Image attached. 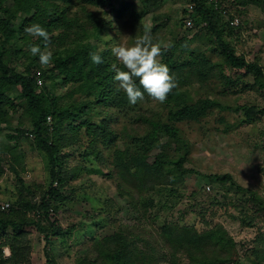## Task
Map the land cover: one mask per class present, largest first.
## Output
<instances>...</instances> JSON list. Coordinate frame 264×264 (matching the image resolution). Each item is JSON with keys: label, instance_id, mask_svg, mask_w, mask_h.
Here are the masks:
<instances>
[{"label": "trees", "instance_id": "16d2710c", "mask_svg": "<svg viewBox=\"0 0 264 264\" xmlns=\"http://www.w3.org/2000/svg\"><path fill=\"white\" fill-rule=\"evenodd\" d=\"M19 1L22 8L36 10L29 18L17 27L6 16L14 10L11 8ZM87 3L97 0H84ZM101 5H109L114 12L121 15L132 14L129 10L131 2L119 0H99ZM158 0H144L143 4L150 11ZM193 11L188 12V6L183 12V23L186 25V17H193V27L201 21L207 23L208 30L212 32L221 47V53L225 62L237 69H245L253 73L257 82H264V67L258 62H249L244 56L238 55L235 50L222 38V30L215 22L216 10L208 0H190ZM124 2V3H123ZM231 4L255 5L264 10V0H231ZM70 6H61L48 0H0V131L1 124L13 112H21L22 116L31 120L32 148L43 154L49 167L50 183L38 194L29 186L23 189L16 203H10L7 210L0 209V264H27L32 257L31 232L37 231L44 243L43 251L49 252V248L55 246V239L70 232L54 217L62 205L69 199L66 193L68 181L78 174L86 171L89 173H101L117 179L119 187L123 189L131 185L134 178L139 186L142 202L146 205L152 204V200H143V191L147 185L156 184L161 178V169L165 165L175 168L181 174L190 173L192 169L185 166L189 156V143L183 136L182 129L177 123L183 121H197L219 103L211 98L199 99L196 102H188L182 85L188 76L194 71H200L197 67L199 54L191 53V58L186 61H177L173 52L162 48V63L170 69L177 82V87L168 95L165 103L169 106L166 119L161 116L153 117L139 114V121L144 128L143 135L138 141L135 150L124 148L119 150V143L126 146L133 140H137L136 132H127L123 127L118 130L115 126L120 121V116L129 117L128 111L135 106L131 105L126 94L117 91V82L114 80L115 72L111 65L117 63L111 48L117 43V39L110 32L113 22H100V19L88 8L84 17L78 13H72ZM71 11V12H70ZM201 13V18H197ZM155 19L156 16L154 17ZM119 19V18H118ZM33 23L42 25L50 35L48 48L54 47L51 64L44 68L37 65L38 56H32L26 45H40L43 49L42 38H33L24 32V28ZM14 40V41H13ZM112 42L113 46H109ZM96 52L102 57L103 63L94 64L89 53ZM23 68H20L18 63ZM30 59L29 63L26 60ZM186 64L195 69H189ZM35 68H38L35 70ZM222 72V71H221ZM223 73V72H222ZM221 73V75H222ZM42 79V85H38L36 77ZM58 77L66 89L57 94L55 81ZM53 81V86L48 82ZM139 86V81H136ZM143 91V89L141 88ZM84 96L76 97L78 93ZM150 97L145 93L143 101H149ZM247 119H252L260 114L256 106H241ZM12 111V112H11ZM52 119V125L48 122ZM4 122V123H3ZM29 133V135H30ZM26 130L17 128V135L6 134L12 142V146L5 145L0 150V180L5 173L3 160L10 162L9 167L16 172L21 184L24 180L17 168L18 157L25 155L16 154L20 146V137L25 136ZM28 136V135H27ZM89 141L85 147L95 158H101L102 147L112 150L111 164L115 167L118 175L113 171L108 172L104 168H89L85 166L82 159L71 168L67 166L68 153L62 151L65 146H76L82 150L83 138ZM175 143L172 153L166 151ZM162 150L157 154L158 150ZM183 152V154H182ZM180 154V156H179ZM85 156V155H84ZM153 159V160H152ZM213 179L220 184H230L236 187L237 192L246 191L248 199L237 197L234 200V212L228 214L229 219L237 220L241 228L257 229V239L264 241V196L262 190L256 191L246 189L238 184L229 173L212 174ZM68 188H73L70 184ZM127 188V187H126ZM75 189V188H73ZM212 188L209 187V191ZM122 192V190H121ZM238 193V194H239ZM139 195V196H140ZM106 210L107 208L104 207ZM236 209V210H235ZM108 210V209H107ZM253 219V221H251ZM217 223L208 225L200 230L195 224H179L177 222H165L158 229L159 250L152 246L149 250L138 246L137 240L131 239L129 234L123 231L101 237L96 234L90 246L82 249L74 262L70 264H164L177 263L185 260L187 264H246L240 255L238 238L225 225ZM252 226V227H251ZM238 235V233H237ZM60 236V237H59ZM62 241L63 237L60 238ZM240 243V242H239ZM8 248L10 255L5 254ZM258 261L264 262V250L262 248L247 249ZM262 254V255H261ZM48 256V254H46ZM261 255V257H259ZM50 263H58L55 259H49Z\"/></svg>", "mask_w": 264, "mask_h": 264}, {"label": "rangeland", "instance_id": "374dc122", "mask_svg": "<svg viewBox=\"0 0 264 264\" xmlns=\"http://www.w3.org/2000/svg\"><path fill=\"white\" fill-rule=\"evenodd\" d=\"M48 1L61 6H70L72 13H78L83 17L88 8L100 19V22L112 21L113 26L110 32L117 39L115 45L133 44L135 37L143 35L145 28H148L153 42L159 43L162 48L170 45L171 47L168 48L177 61L186 63L191 58L192 52L199 54L197 67H200V71L196 70L188 76L182 85V90L188 102H196L208 97L216 100L219 105L197 121L177 123L189 143L190 152L185 166L192 171L181 174L172 166L162 167L161 178L154 181L156 184L147 185L142 194L144 201L150 203L149 200L153 201L150 205L142 202L139 194L141 190L131 175L128 177L131 185L126 184L127 188L124 189L119 187L121 179L119 181L101 173L84 171L70 179L66 189L69 199L61 203V209L54 215L61 226L70 232L61 236L65 238L63 241L60 236L55 239V246L49 248V252L47 250L46 253L43 251L42 236L32 230L30 237L33 252L27 264H49V259H55L59 264H70L74 262L82 249L86 250L90 246L96 234L104 237L118 231L126 232L131 239L135 238L138 246L147 250L152 246L155 249L150 250L157 251L160 240L156 229L170 221L179 224H195L200 230L218 222L227 223L230 231L239 237L238 248L242 260L246 264H264V262L255 263L258 260L251 253L246 252L247 249L258 247L264 250V241L256 240L257 229L255 227L251 230L241 228L242 224L239 225L237 220H231L228 217V214L234 212V200L237 197L247 200L249 193L246 191L239 193L235 186L227 183L220 184L211 177L215 173H229L246 189L258 193L262 190L264 82L261 85L256 81L253 73H248L245 69L233 68L225 62L221 47L215 35L208 30L205 21H201L193 28L184 25L183 12L191 2L190 0H158L150 11L145 9L144 0H119V2H131L129 10L135 12L134 19L131 13L121 15L119 12H114L109 5H101L99 0L92 3L84 0ZM208 2L216 10L215 22L222 30V38L238 55L244 56L249 62H258L264 67V10L255 5L231 4V0H208ZM11 8L14 11L9 12V16L6 17L11 19L16 29L36 10L35 6L32 10L22 8L19 1L15 2ZM155 16L157 19L154 18ZM233 16L240 18L238 26L230 25V19ZM196 17L201 18V13H198ZM109 46H113L112 42ZM28 47L26 45V50ZM49 50L53 54L56 53L54 47H50ZM24 60L18 63L20 68H23L21 63L24 64ZM29 62L30 59H27L26 63ZM38 64L40 65L39 60L36 61L35 66ZM186 66L189 69H195L194 66L190 67L188 64ZM53 81L58 88L57 94L66 89L60 77ZM53 81H49L48 86H53ZM82 96H84L83 92L76 95L83 98ZM245 105L256 106L262 113L247 119L245 112L240 109ZM168 109L169 106L165 102L161 104L150 97L149 101H140L139 105L128 111L129 117L119 115L120 121L115 125L116 128L122 130L124 127L127 132H136L137 136H140L131 143L129 141L126 146L123 142L119 143V150L136 149L144 132V128L139 126L141 125L138 122L139 114L154 118L161 116L165 120ZM22 115L21 112H13L9 114L5 123L1 124L0 150L5 145H13L6 134L17 135V128L25 129L26 134L20 137V146L16 149L17 155H20L22 151L25 153L23 157H18L17 164L24 184L20 183L16 172L9 168L10 162L3 160L5 173L0 180V206L3 202L16 203L19 194L26 186L38 194L50 183L46 157L31 147L33 138L30 133L31 120ZM86 140L88 139L84 137L81 141V151L77 150L76 146L64 147L62 151L69 152L67 166L76 168L78 167L76 165H81L78 162L82 159L86 167L104 168L106 172L110 169L114 172V176L118 175L111 164V153L116 148L107 150L102 147L101 158H95L94 154L89 153L85 148L89 147V141ZM174 147L175 143L166 151L172 153ZM161 151V149L158 150L157 154ZM70 184L75 189L68 188ZM208 187L212 189L209 191ZM235 207L237 209L236 205ZM6 250L10 253L9 249L5 248V254ZM164 264L172 263L165 261ZM173 264H187V262L180 260Z\"/></svg>", "mask_w": 264, "mask_h": 264}, {"label": "clouds", "instance_id": "9594fccd", "mask_svg": "<svg viewBox=\"0 0 264 264\" xmlns=\"http://www.w3.org/2000/svg\"><path fill=\"white\" fill-rule=\"evenodd\" d=\"M24 32L33 38H42L43 49L40 45L32 44L28 51L32 56L39 57L42 67H48L53 59V53L48 48L50 42L48 31L39 23H33L26 26ZM168 47L171 46H165V50ZM111 53L115 60L123 66L122 70L117 66V63L111 65L112 71L115 72L114 80L117 82V91L122 90L131 105L143 101L145 93L162 104L172 90L178 86L175 77L170 74L168 66L161 62L162 47L159 43L153 42L148 28H145L143 35L135 37L133 44L114 45L111 48ZM89 55L94 64L103 63L99 53L92 52ZM6 254L10 255L9 252Z\"/></svg>", "mask_w": 264, "mask_h": 264}, {"label": "built area", "instance_id": "2783aa9c", "mask_svg": "<svg viewBox=\"0 0 264 264\" xmlns=\"http://www.w3.org/2000/svg\"><path fill=\"white\" fill-rule=\"evenodd\" d=\"M192 11H193V5L192 4H189L188 5V12H192ZM185 22H186V27L193 28V17L191 15H188L186 17ZM239 24H240V18L238 16H233L230 19V25L231 26H238ZM36 79L38 81V85H42V82H43L42 79L39 76H37ZM48 122H49V124L51 126L52 125V119H51V117H48ZM262 182H263L262 183V194L264 196V179H263ZM208 189H209V187H208ZM9 207H10V203L9 202H3L1 204V206H0V209L1 210H7V209H9ZM6 252H7V250H6ZM50 264H59V263H50Z\"/></svg>", "mask_w": 264, "mask_h": 264}, {"label": "crops", "instance_id": "0c3cea01", "mask_svg": "<svg viewBox=\"0 0 264 264\" xmlns=\"http://www.w3.org/2000/svg\"><path fill=\"white\" fill-rule=\"evenodd\" d=\"M225 225L228 227V224L227 223Z\"/></svg>", "mask_w": 264, "mask_h": 264}]
</instances>
